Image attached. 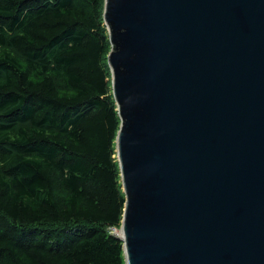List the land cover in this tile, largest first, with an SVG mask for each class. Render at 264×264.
<instances>
[{
	"label": "water",
	"instance_id": "1",
	"mask_svg": "<svg viewBox=\"0 0 264 264\" xmlns=\"http://www.w3.org/2000/svg\"><path fill=\"white\" fill-rule=\"evenodd\" d=\"M126 264H264V0H105Z\"/></svg>",
	"mask_w": 264,
	"mask_h": 264
},
{
	"label": "trees",
	"instance_id": "2",
	"mask_svg": "<svg viewBox=\"0 0 264 264\" xmlns=\"http://www.w3.org/2000/svg\"><path fill=\"white\" fill-rule=\"evenodd\" d=\"M105 0H0V264H126Z\"/></svg>",
	"mask_w": 264,
	"mask_h": 264
},
{
	"label": "rangeland",
	"instance_id": "3",
	"mask_svg": "<svg viewBox=\"0 0 264 264\" xmlns=\"http://www.w3.org/2000/svg\"><path fill=\"white\" fill-rule=\"evenodd\" d=\"M120 230H116V232L118 233Z\"/></svg>",
	"mask_w": 264,
	"mask_h": 264
},
{
	"label": "bare ground",
	"instance_id": "4",
	"mask_svg": "<svg viewBox=\"0 0 264 264\" xmlns=\"http://www.w3.org/2000/svg\"><path fill=\"white\" fill-rule=\"evenodd\" d=\"M118 233L121 234V231H119Z\"/></svg>",
	"mask_w": 264,
	"mask_h": 264
},
{
	"label": "built area",
	"instance_id": "5",
	"mask_svg": "<svg viewBox=\"0 0 264 264\" xmlns=\"http://www.w3.org/2000/svg\"><path fill=\"white\" fill-rule=\"evenodd\" d=\"M114 231H116V229H114Z\"/></svg>",
	"mask_w": 264,
	"mask_h": 264
}]
</instances>
